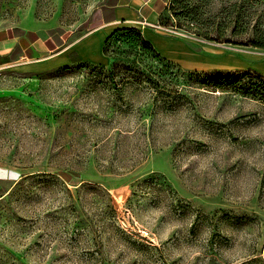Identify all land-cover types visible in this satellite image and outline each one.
Wrapping results in <instances>:
<instances>
[{
  "label": "rangeland",
  "instance_id": "1",
  "mask_svg": "<svg viewBox=\"0 0 264 264\" xmlns=\"http://www.w3.org/2000/svg\"><path fill=\"white\" fill-rule=\"evenodd\" d=\"M254 7L231 42L167 11L155 24L224 65L173 61L140 33L114 37L102 62L0 69V264H264V98L199 87L264 79ZM29 17L79 37L110 9L0 0V25Z\"/></svg>",
  "mask_w": 264,
  "mask_h": 264
},
{
  "label": "crops",
  "instance_id": "2",
  "mask_svg": "<svg viewBox=\"0 0 264 264\" xmlns=\"http://www.w3.org/2000/svg\"><path fill=\"white\" fill-rule=\"evenodd\" d=\"M168 3L169 0H105L110 17L103 18L79 37L70 27L60 25L56 18L29 17L0 25V69L21 64L50 69L74 60L102 62L106 58L102 49L106 38L120 27L139 29L173 61L204 68L224 65L225 57L211 53L210 45L203 44V50L198 51L185 38L162 33V26L155 24L159 23ZM233 59L242 61L235 56L230 60Z\"/></svg>",
  "mask_w": 264,
  "mask_h": 264
},
{
  "label": "trees",
  "instance_id": "3",
  "mask_svg": "<svg viewBox=\"0 0 264 264\" xmlns=\"http://www.w3.org/2000/svg\"><path fill=\"white\" fill-rule=\"evenodd\" d=\"M262 4H264V0H221L219 5H217L216 0H169L166 11L172 13L175 17H190L191 23L198 24L195 27L196 35L204 39H224L226 42H231V38L241 32L240 23L242 21L246 22L252 16V12L255 11L253 10L255 9L254 6ZM161 21L162 15L159 18V24H161ZM213 32L214 34L211 35ZM140 33V30L134 27L116 28L106 38L103 52L107 50L113 38L117 35L140 37ZM248 33V44L264 49V31L253 27L248 30ZM143 43L146 44L148 42L144 40ZM246 74H240V76L237 75L235 77L234 73L226 75L218 73L213 77H206L204 81H201L203 85L199 87L212 86L218 90L232 87L246 96L264 98V79L259 77L255 80L241 83V77Z\"/></svg>",
  "mask_w": 264,
  "mask_h": 264
}]
</instances>
